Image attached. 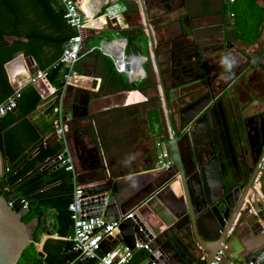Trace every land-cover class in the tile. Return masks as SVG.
Listing matches in <instances>:
<instances>
[{
	"label": "crops",
	"instance_id": "crops-1",
	"mask_svg": "<svg viewBox=\"0 0 264 264\" xmlns=\"http://www.w3.org/2000/svg\"><path fill=\"white\" fill-rule=\"evenodd\" d=\"M108 1L120 6V2L124 3L121 7H125L126 10L122 16L123 24L120 32H127L128 36L120 35L121 37L118 38L126 39L127 41L126 55L128 50L139 51V54L136 55L146 59L143 64L145 76L141 81L145 82L144 88L143 91L129 92L126 88L130 84L127 76L116 73L111 59L103 53L95 51L92 54L82 56L76 63L75 69L83 78L76 84L71 85L66 93L65 111L69 117L67 137L70 150L74 156L79 181L83 187L111 181L115 192L127 193L134 189L138 182H146L151 179L153 172L156 171L157 143L152 141L154 137L149 126L147 115L149 111L157 109L164 114L163 139L159 140L161 151L165 150V142L170 137V131L163 101L160 99L161 103L156 99L160 97L158 96L160 93H157L153 86L155 83L150 78L153 77L155 79L157 74L154 63L151 60L152 54L148 40L144 31H142L143 36L137 33L139 31L137 23L139 19V16H137L138 10L135 11L130 3V1L134 0ZM228 5L233 7L228 9ZM224 6L226 7L227 17L224 15ZM188 8V14L195 23L205 24L204 26L210 27L215 25L219 30H224L225 24L227 29L234 31L233 49L235 55L238 56V59L240 58L239 61L243 64L240 66L237 65L238 63L231 65L236 75L232 84L225 89L226 96L232 98L235 92L242 102L249 101L248 103L250 104L246 110L248 114L264 110V59L261 57L264 53V0H235L233 3H229L228 0H189ZM231 12L234 15L230 19L229 14ZM251 13H253V16H250ZM260 19L262 20L256 25ZM111 29L114 28L106 25L94 29L93 32L90 31L93 36L87 38L85 45L91 44L104 32L114 31ZM127 38H132L133 43L129 44ZM105 39L102 40L101 44L104 43ZM142 45L147 47L146 52L141 51ZM52 53L53 51L50 54ZM34 65L38 66L34 59L32 63L23 54H18L13 60L5 64L4 68L12 88H14L17 79L23 81L29 75L28 70L34 69ZM247 84L253 86L254 97L246 90L245 86ZM85 95L89 97L87 107L84 106ZM54 99L55 96L48 91L46 98H41V103L26 119L35 126L39 137L43 139L47 147L57 144L61 150L62 143L54 135L53 130L55 114L51 109V105ZM132 105H140L138 120L140 127H143L140 132L137 131L138 127H130L128 121L124 123L123 127L121 124L109 123V119L117 120L120 116H125L127 111L123 108ZM122 119L120 118V120ZM98 124L103 138L98 136L99 127H96ZM135 130L138 134L140 133V137L133 141V144H120L123 137ZM142 138L145 139L146 146H136L135 143ZM28 156L31 159L34 154L32 153ZM3 165L6 172L9 167L7 159H3ZM48 168V175L60 169L57 163L52 161V158L46 162L42 170ZM104 178H106V181H103ZM2 179H5V175ZM57 185H59V182L51 184L49 187ZM171 189L175 195H180L181 192L177 182L171 184ZM137 214L146 225H156L160 230L164 229L163 225H160L147 209L140 208ZM45 215L48 219H52L54 213L49 210ZM248 223H252V221ZM242 226L243 230L239 235L242 234L241 236H244L243 243L247 246L254 244L253 242L257 238L253 231L251 228L249 230L247 223L242 224ZM48 240H62V238L58 237L52 230L42 232L38 245L41 248L40 251L38 250L39 253H43V246ZM117 243L119 241H115L113 244ZM145 260L140 264H147Z\"/></svg>",
	"mask_w": 264,
	"mask_h": 264
},
{
	"label": "water",
	"instance_id": "water-1",
	"mask_svg": "<svg viewBox=\"0 0 264 264\" xmlns=\"http://www.w3.org/2000/svg\"><path fill=\"white\" fill-rule=\"evenodd\" d=\"M97 1L102 4V0ZM137 2L140 21L138 28L145 33L152 54L151 60L159 74L156 46L161 42V33L164 31L161 21L164 13L158 9L163 3L156 0ZM5 39L9 42L25 41L24 38L17 37ZM28 58L33 63V58ZM38 70L39 67L34 65V69L28 70V73L32 75ZM44 83L48 88L51 87L47 79ZM159 86L170 131L165 148L173 165L165 171H154L151 179L138 182L127 193L115 192L111 181L86 186L82 191L86 208L89 209L90 216L120 221L116 239L130 250L134 249L136 241L146 244L147 264H198L203 255L206 258L204 264H210L220 248L225 256L221 264H239L264 248V194L253 185L256 171L244 188L226 190L221 167L213 156V151L210 162L201 168L200 177L196 175V165L189 172L192 174L190 176L181 159V139L176 136L165 92L162 85ZM32 87L42 99L46 98L47 90L42 83L37 82ZM85 98L84 106L87 107L89 97L85 95ZM211 104L209 94L189 104L180 114L179 131L184 132L187 128L195 131L204 129L209 137L207 110ZM260 133L264 134L262 128ZM4 175L0 154V264H18L22 253L37 244L35 239L39 238L42 230L38 218L29 223L23 222V216L28 210L19 209L21 198L10 189L6 179H2ZM175 182L180 188V195L171 191V184ZM140 208L147 209L164 229L160 230L156 225H146L137 214ZM128 214H132V217L123 219ZM248 217L252 221V227L246 220ZM239 222L247 223L249 230L251 228L257 238L254 244L247 246L243 243L242 234L235 238L233 231L235 224ZM230 228L232 231L227 236Z\"/></svg>",
	"mask_w": 264,
	"mask_h": 264
},
{
	"label": "trees",
	"instance_id": "trees-1",
	"mask_svg": "<svg viewBox=\"0 0 264 264\" xmlns=\"http://www.w3.org/2000/svg\"><path fill=\"white\" fill-rule=\"evenodd\" d=\"M130 3L136 11L135 2ZM231 14L234 15L231 12L230 19L233 17ZM137 33L143 36L140 29ZM119 34L128 36L123 31ZM74 35L75 31L63 18L62 7L55 0H0V105L14 94L4 66L18 54L32 57L39 70L46 71L49 84L59 91L65 70L58 61L64 45ZM6 37L24 38L25 41L9 42ZM132 40L128 39L129 44L133 43ZM144 84H129L126 88L129 92L143 91ZM40 103L41 97L32 85L27 84L21 88L14 110L0 117V154L9 163V170L5 172L8 186L30 204L23 222L40 219L47 211L54 210L51 229L62 240L46 241L43 253H39L32 245L22 253L18 264H97L93 259L80 262L78 254L71 251V242L68 240L73 234L68 211L72 200L70 174L63 168L51 175H48L49 168L42 170L46 162L59 153L60 148L57 144L47 147L35 126L26 119ZM54 106L55 103L51 105L52 111ZM139 107L132 105L123 108L127 111L126 115L117 120L109 119V123L121 124L123 127L128 121L130 127H138L137 131L140 132L143 127H140L138 120ZM97 126L98 136L103 138L99 124ZM137 131L123 137L120 144H133L140 137ZM32 153L34 156L29 159L28 155ZM56 182L59 185L49 187ZM46 187L49 188L44 189ZM35 242H39V239L36 238ZM146 257L145 251L135 252L129 264H140Z\"/></svg>",
	"mask_w": 264,
	"mask_h": 264
},
{
	"label": "flooded vegetation",
	"instance_id": "flooded-vegetation-1",
	"mask_svg": "<svg viewBox=\"0 0 264 264\" xmlns=\"http://www.w3.org/2000/svg\"><path fill=\"white\" fill-rule=\"evenodd\" d=\"M156 2L163 3L158 10L164 13V31L156 46L160 72H156L153 86L160 93L159 101V85L165 92L176 136L181 139L179 149L185 171L192 172L196 165V175L200 177L201 168L215 156L226 190L244 188L256 171L253 185L264 194V134L260 133V128L264 130V110L248 114L249 101L242 102L235 92L228 97L225 91L236 75L231 65L243 64L233 49L234 31L225 24L224 30H219L215 25L192 21L189 0ZM223 10L227 17L225 6ZM261 57L264 59V53ZM195 78L199 79L192 80ZM245 88L254 97L253 86L247 84ZM208 94L212 99L207 110L210 138L204 129L180 132L182 110ZM246 220L251 221L250 217ZM242 224H235V238L242 232Z\"/></svg>",
	"mask_w": 264,
	"mask_h": 264
},
{
	"label": "built area",
	"instance_id": "built-area-1",
	"mask_svg": "<svg viewBox=\"0 0 264 264\" xmlns=\"http://www.w3.org/2000/svg\"><path fill=\"white\" fill-rule=\"evenodd\" d=\"M63 9V18L67 25L75 31L64 45L59 63L62 64L65 72L63 74V82L61 89L57 91L56 88H48L45 85L46 71L38 70L32 75H28L23 81H19L14 86V94L7 101L0 105V117H3L7 112L13 111L15 108L16 98L18 92L27 84L33 85L37 82L43 84L47 92L49 91L55 96L54 106V133L57 139L62 143V148L59 153L52 158V161L57 163L59 168L70 174V185L72 189L71 203L68 205V211L72 220L73 234L70 239L71 251L78 254L80 262L88 259H93L97 264H129L135 252L148 251L146 244L136 241L133 250H130L122 242H118L116 236L118 235V227L120 221H108L104 217L90 216L88 208H86L85 198H83V186L80 184L79 175L76 170L74 156L68 144L69 132V117L65 111V99L68 88L82 80V76L75 69L76 63L84 55L92 54L99 51L111 59L113 69L116 73L127 76L129 82L142 81L145 73L143 64L144 57L134 54L126 55L125 49L127 45L126 39L116 38L109 40L106 38L101 46H86L85 42L88 37H92L91 32L94 29L102 26L113 27L116 32H120L123 24V13L125 7L119 4L110 3L108 0H102V4H98L97 0H55ZM233 3L234 0H228ZM137 5V0H134ZM230 16H233L232 14ZM91 31V32H90ZM134 73H137L134 75ZM157 143L156 147H161ZM173 165L169 153L166 150L161 151L159 155L155 156V170L158 172L165 171ZM9 169H6V172ZM20 210H28L29 203L23 197H20ZM11 205V204H9ZM55 213L54 210H52ZM132 214L124 216L123 219L131 218ZM53 221L48 219L46 215L40 218V228L42 232L51 231ZM232 231L228 230L227 236ZM226 236V237H227ZM35 244V246H37ZM225 249V245H223ZM148 253V252H147ZM224 252L220 248L217 250L213 260L210 264H221L224 261ZM148 258V257H147ZM205 256L200 258L201 263H205ZM148 263V262H147ZM155 264V263H151ZM239 264H264V248L252 254L247 259Z\"/></svg>",
	"mask_w": 264,
	"mask_h": 264
},
{
	"label": "rangeland",
	"instance_id": "rangeland-1",
	"mask_svg": "<svg viewBox=\"0 0 264 264\" xmlns=\"http://www.w3.org/2000/svg\"><path fill=\"white\" fill-rule=\"evenodd\" d=\"M246 2H248V1H246ZM120 4H121V6L124 5V3H121V2H120ZM232 7H233L232 5H228V9H231ZM256 13H258V12L256 11ZM250 16H253V13H251ZM261 20L262 19L258 20L257 23H256V25H258ZM139 22L140 21L138 19V22L137 23H139ZM118 37H121L118 32H115V31H112V32H104L100 36H98L94 41H92L91 44H88L87 46L88 47H90V46H99L101 44L102 40L105 39V38H108L109 40H112V39H116ZM146 50H147V47H145L144 45H142L141 51L146 52ZM126 53H127V55H129V54L136 55V54H139V51H134L133 52V51H129L128 50ZM150 78L153 80V77H150ZM137 82H140V81H137ZM147 115H148V120H149V126H150V129H151V133H152V135L154 137L152 139V141L154 143H159L160 142L159 140L163 139L162 132L164 133V131H163V125H164L163 115L164 114L161 113V112H159L157 109H153V110L149 111V113ZM158 136H160V137H158ZM144 138H142L138 142H136L135 145L136 146L137 145H140L141 147L142 146H146L145 145V142H144L145 141ZM156 152L159 155L161 153V147L158 146L156 148ZM41 237H42V232L40 231L39 238H38L39 241L41 240ZM38 245H39V243H38ZM38 245L35 246V250H37V251L39 250L40 251L41 248Z\"/></svg>",
	"mask_w": 264,
	"mask_h": 264
},
{
	"label": "bare ground",
	"instance_id": "bare-ground-1",
	"mask_svg": "<svg viewBox=\"0 0 264 264\" xmlns=\"http://www.w3.org/2000/svg\"><path fill=\"white\" fill-rule=\"evenodd\" d=\"M137 73H134V75H136ZM17 83H19V80L17 79L16 81H15V85H17Z\"/></svg>",
	"mask_w": 264,
	"mask_h": 264
},
{
	"label": "clouds",
	"instance_id": "clouds-1",
	"mask_svg": "<svg viewBox=\"0 0 264 264\" xmlns=\"http://www.w3.org/2000/svg\"><path fill=\"white\" fill-rule=\"evenodd\" d=\"M225 63H228V61L227 60H225ZM145 73V72H144ZM141 82V81H140ZM136 84V83H135ZM37 243H39V242H37Z\"/></svg>",
	"mask_w": 264,
	"mask_h": 264
}]
</instances>
